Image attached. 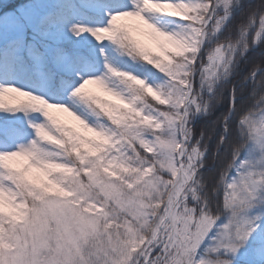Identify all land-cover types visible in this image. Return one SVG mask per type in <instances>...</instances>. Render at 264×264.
<instances>
[{
  "label": "snow or ice",
  "instance_id": "obj_1",
  "mask_svg": "<svg viewBox=\"0 0 264 264\" xmlns=\"http://www.w3.org/2000/svg\"><path fill=\"white\" fill-rule=\"evenodd\" d=\"M254 47L264 0H26L0 15V264H244L264 251L261 216H246L264 206ZM252 146L254 164L241 160Z\"/></svg>",
  "mask_w": 264,
  "mask_h": 264
},
{
  "label": "trees",
  "instance_id": "obj_2",
  "mask_svg": "<svg viewBox=\"0 0 264 264\" xmlns=\"http://www.w3.org/2000/svg\"><path fill=\"white\" fill-rule=\"evenodd\" d=\"M25 2H26V0H25ZM20 3H21L20 0H7V1L0 0V15H3L4 13H7L9 11L11 12L12 9L15 8ZM247 3H255V0H247ZM5 5H7L8 7H5ZM237 9L238 10L234 11L232 14V20H235L236 23H240L239 18L241 15V10H239V4L238 3H237ZM229 23H231V20L229 21ZM253 34H254L253 32H251V31L249 32V36H251ZM246 56L261 57V56H264V51H262L260 47H254L246 53ZM249 70H250L249 67H244L243 71L240 73V75L241 76L246 75ZM220 111H222V106H217L215 111L213 112V116L215 117L216 115H219ZM2 115L3 114H0V116H2ZM200 123H201V121L199 119L194 121L193 122V128L195 129L196 125H198ZM29 131H30V129H29ZM193 139L195 140V136L193 137ZM208 148H209V151L206 153V158H208L212 155V150L214 149V141L208 142ZM252 150H253V146L249 148V151L247 153H242L241 154V160H247L250 153L252 152ZM202 171L207 172V171H209V169H207V168L202 169ZM230 176L235 177L236 172L230 173ZM219 195H222V192L219 193ZM225 219L226 218L222 217L221 220L218 222V224L222 225L225 222ZM260 228L264 229V222ZM216 232H217V229H213V231L209 233V239H206L204 241V245L200 249V253L205 259H208L209 257H211V253H209L207 251V249L214 246V240L216 237ZM253 237H255V233L253 234ZM249 243L251 244V240ZM253 247H256V246L253 245ZM220 255H221V258H223V254L221 253ZM250 258H251L252 264H261V261L264 260V251H262L261 249H259L257 247L255 254L253 256H251ZM244 264H249V261L244 259Z\"/></svg>",
  "mask_w": 264,
  "mask_h": 264
},
{
  "label": "rangeland",
  "instance_id": "obj_3",
  "mask_svg": "<svg viewBox=\"0 0 264 264\" xmlns=\"http://www.w3.org/2000/svg\"><path fill=\"white\" fill-rule=\"evenodd\" d=\"M4 1H7V0H4ZM20 2H21V3H24L25 0H20ZM7 13L10 14L11 12L9 11V12H7ZM176 24L179 25V27L174 26V25H172V24H165L164 27H165L166 30H168V31H170V32H172V33H177V32L180 31V27H182V26L184 25V22H183V21H179V20H177V21H176ZM89 38L91 39V37H89ZM101 67H103V62H101ZM24 90H28V89L25 88ZM34 94H35V93H34ZM15 115L21 117L22 119H23V118H33V117H35V116H39V114L31 113V112H29V113L27 114V117H25V113H23V112H21V113H16ZM43 119H44V118H43L42 116H40V121H43ZM30 131H31V130H30ZM258 158H259L258 150L253 146V150H252V152L250 153V155H249V157H248L247 160H249L251 163L254 164ZM260 195H261L262 198H264V193H261ZM257 215L261 216V220L258 222V223H259V226L261 227V225H262L263 222H264V207H263V206L255 207V208L251 209L250 211H248V212L246 213V216H247L249 219H251V218H253V217L257 216ZM243 259L249 261V259H251V258H243Z\"/></svg>",
  "mask_w": 264,
  "mask_h": 264
}]
</instances>
